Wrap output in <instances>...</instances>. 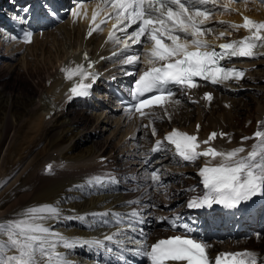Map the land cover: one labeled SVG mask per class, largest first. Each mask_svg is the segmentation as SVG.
<instances>
[{"label": "snow or ice", "instance_id": "1", "mask_svg": "<svg viewBox=\"0 0 264 264\" xmlns=\"http://www.w3.org/2000/svg\"><path fill=\"white\" fill-rule=\"evenodd\" d=\"M232 2L102 0V4L96 5L88 36L102 31L101 25L106 24L108 19H114L112 31L108 35V40L117 46V51L112 55L123 56L121 65L132 68L124 74L136 77L129 92L132 103L126 110L133 115L138 113L142 119L148 118L149 123L142 127L149 129L153 137L157 136L154 121L163 119L155 109L159 108L167 114L166 105L179 103L178 100L173 101L176 94L173 89L190 95L192 90L201 86V81L212 85L238 82L244 78L246 70L228 67L225 61L264 57V21H255L247 16L239 24L215 21L229 24L234 30L247 29L250 35L218 45L207 39L215 31L209 25L214 21L216 10H233L230 8ZM84 7L83 3H76L71 15L78 17ZM101 13L104 18L97 22ZM50 14L55 16V12ZM17 19L24 22L23 18ZM130 28L132 31L129 32ZM225 36H230V33L219 32L217 39ZM32 39L31 31L23 33L25 43H31ZM134 46L140 47L137 49ZM84 58L88 61V67L76 64L61 70L67 80L74 81L69 89V98L90 95V89L98 78L97 73L89 70L95 62L89 60L86 52ZM203 99L211 102L213 94L206 92ZM168 119H171L170 115ZM196 127L198 133L200 126ZM217 136L223 138L228 134L212 132L207 140L200 141L197 134L174 128L162 139H156L151 149L152 153H156L172 146L176 156L189 163H195L201 157L208 158V162L197 173L201 178L202 194L189 198L186 205L188 209H211L215 205L230 210L239 209L253 198L264 197V121L258 122L252 137H242V143L248 139L256 141L244 155L242 153L246 150L243 146L228 151L210 146ZM201 144L209 146L201 149ZM217 159L219 162L213 164L212 161ZM144 163L148 164L149 160L145 159ZM52 167L46 166V171L51 172ZM118 182L114 176L104 175L90 178L87 185L89 188L103 189ZM160 189L166 191L160 169L148 171L144 191L150 210L157 207L151 192ZM184 191L195 192L196 188L193 186ZM126 203L129 206L140 205L141 200L137 198ZM147 215H152V212L149 211ZM157 219L164 221L169 218ZM72 220L83 222L86 228L107 227L115 228V231L97 237H69L53 227L56 223ZM146 222L145 209L142 207L131 208L127 212L107 210L65 215L58 204L30 206L11 219L0 221V264H75L68 258V253L77 248L108 253L110 259L107 264H139L141 259L148 264H264V257L250 250L221 252L213 260L208 255L210 245L193 238L191 231L185 235L158 239L150 244L149 233L143 227ZM171 226L189 229V225H178L175 220Z\"/></svg>", "mask_w": 264, "mask_h": 264}, {"label": "bare ground", "instance_id": "2", "mask_svg": "<svg viewBox=\"0 0 264 264\" xmlns=\"http://www.w3.org/2000/svg\"><path fill=\"white\" fill-rule=\"evenodd\" d=\"M230 8L233 10L226 11L222 8L216 10L214 21L210 24L215 31L207 37L209 41H217L219 32L250 35L244 28L234 30L229 24L215 22L241 23L242 19L238 13L240 9L249 12L253 20L264 21V4L259 1L232 2ZM84 32V22L76 18L59 24L41 37L35 36L32 42L25 46L23 52L5 53L0 46V221L13 218L27 207L45 203L58 204L65 215H82L107 210L127 212L131 208L142 207L145 209L147 220L143 227L150 223L152 217L159 215L158 210L148 208L149 201L144 191L147 177L145 169L137 168L131 154L124 150V146L132 147L133 152L141 149L137 141L141 132L139 123L127 117L124 124L126 129L117 139L114 140L113 135L104 137L105 126L110 123L112 115L116 122H124L125 118H120L121 111L108 107L107 110H102L103 114H92L84 103L76 105L73 98H69L67 88L70 82L62 79L57 71L58 62L84 42ZM97 36H102V33L96 31L86 42H94ZM52 45L56 46L53 55ZM33 46H36L37 50L32 58L28 56V49ZM7 59L9 63L6 62ZM254 62L264 66V60L258 59ZM126 67L131 66H122L120 63L111 68L112 73L118 74L117 80L123 81L126 78L125 74H119ZM260 71L262 72L245 75L235 82L233 87L225 84L216 85L217 91L208 111L183 95L173 98V101L178 100L179 103H173L172 110L179 112L178 116L185 119L181 125L189 129L200 120L203 132L215 128L227 131V137H218L214 141L220 150L228 151L243 146L250 151L256 141L253 139L248 144L242 143L241 135L251 118L243 127L240 109L241 107L247 109V115L250 116V112L255 111L256 106L248 103L240 105V102L231 96L238 93L236 88L245 85L247 81L256 83L255 86L264 87V84H261L264 83V68L261 67ZM248 72L247 69L246 74ZM220 93L222 96L219 97ZM252 99L250 97L249 101ZM224 100L227 102L224 103ZM260 101L264 105V100ZM192 103L194 109L190 106ZM229 105L231 107L227 108ZM260 105L259 103L258 107ZM263 114L264 112L260 110L256 116L260 117ZM261 121H264V116ZM173 122L175 121L171 123ZM177 122H181L180 119ZM237 124L241 125L240 131L233 127ZM227 125L232 129L225 128ZM230 130H233L234 140H230ZM42 142L45 144L39 146ZM105 154L109 155L106 162L96 160L98 156ZM48 161H51L53 166L51 172L46 171L45 164ZM103 167L109 173L101 172ZM130 169L139 172L134 180L129 175ZM112 172L118 174L114 176L118 183L107 185L103 189L88 187L87 182L90 178L111 175ZM160 174L164 181L175 182L184 174V170L176 173V169H166ZM191 174L189 171L188 176ZM122 187L131 190L122 192ZM170 187L173 189L174 185ZM165 193L158 190L151 192V196L155 203H161L159 197H163ZM137 198L141 200L140 205H127V201ZM149 211L152 215H147ZM53 227L69 237H97L115 231V228L107 227L86 228L83 222L77 220L56 223ZM256 240L252 238L244 245L254 246L256 250L264 249V237L258 242ZM100 253L101 250L77 248L68 253V258L75 264H101ZM259 255L264 257V252H260Z\"/></svg>", "mask_w": 264, "mask_h": 264}, {"label": "rangeland", "instance_id": "3", "mask_svg": "<svg viewBox=\"0 0 264 264\" xmlns=\"http://www.w3.org/2000/svg\"><path fill=\"white\" fill-rule=\"evenodd\" d=\"M51 48H52V55H53V52L56 50V46L52 45ZM36 50H37L36 46H33L32 48L28 49V52H29L28 56L33 58ZM6 62L9 63L8 60ZM261 67H263V66L258 64L254 71L256 73L262 72V71H260ZM261 84H264V83H261ZM250 97L253 98L252 101H249ZM235 98H236L237 102L238 101L240 102V105H242V103H246V104L248 103V105L256 106L255 111H251L250 112L251 113L250 116L247 115L248 114L247 109H245L244 107H241V109H240V111H242V113H241V119H242L241 120V124H242L243 127H245L246 123L250 120L249 118H253V120H254V118L256 117L257 113H260V110H262V112H264V105L260 101V100H264V87L263 86H254L251 89L243 90V92H241L238 95H236ZM224 102H226V101H224ZM259 103L261 105L258 107ZM190 106L192 107V105H190ZM206 108H210V107H206ZM207 110H209V109H207ZM90 112H92V114H99V113H102V110H93V111H90ZM251 125H252V123L250 125L246 126L245 127L246 130L245 129L244 130L245 131H249L252 128ZM101 126H105V125L101 124ZM105 127H106L104 129L105 132L103 134L104 137L107 136V135L119 136V135L122 134L123 128H124V126H121V124L116 123V121L114 120L113 117L110 120V123H108ZM233 127H234V129H239V128H241V125L237 124V125H234ZM43 144H45V143L42 142V143H40L39 146H41ZM263 235H262V237H260V239L261 238L263 239V237H264Z\"/></svg>", "mask_w": 264, "mask_h": 264}]
</instances>
